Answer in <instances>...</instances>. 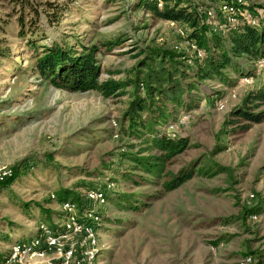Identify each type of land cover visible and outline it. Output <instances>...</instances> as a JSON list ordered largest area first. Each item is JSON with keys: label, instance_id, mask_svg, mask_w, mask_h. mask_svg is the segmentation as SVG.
<instances>
[{"label": "rangeland", "instance_id": "obj_1", "mask_svg": "<svg viewBox=\"0 0 264 264\" xmlns=\"http://www.w3.org/2000/svg\"><path fill=\"white\" fill-rule=\"evenodd\" d=\"M138 1L77 0L59 25L42 19V44L81 51L83 45L123 41L95 57L99 81L128 83L118 90L122 94L104 95L57 88L33 74L30 65L42 50H28L15 37V20L6 16L11 6L0 0L5 31L0 46L10 54L0 64V167L17 171L9 185L0 187V252L11 246L4 236L11 242L28 239L42 222L59 229L67 215L58 200L70 194L75 215L90 208L101 214L89 264H242L249 255L250 264H264V103L255 110L263 111L259 122L230 114L249 90L264 83V65L244 63L249 75L231 74L229 86L206 81V93L193 91L191 109H178L172 128L160 127L162 134L187 141L164 166L165 176H147L144 182L136 178L141 172L127 174L132 171L128 154L160 153L146 135L126 133L123 115L137 91L131 81L141 76L139 63L152 48L180 61L194 55L185 24L152 19ZM193 1L206 10L224 0ZM232 1L247 3L253 16L264 19V0ZM207 22L222 33L218 21ZM138 91L143 93L141 83ZM180 171L187 180L166 191L164 181ZM90 191L103 193L105 201L91 198ZM71 240L75 246L68 263L50 248L29 264H77L80 250L77 239Z\"/></svg>", "mask_w": 264, "mask_h": 264}, {"label": "trees", "instance_id": "obj_2", "mask_svg": "<svg viewBox=\"0 0 264 264\" xmlns=\"http://www.w3.org/2000/svg\"><path fill=\"white\" fill-rule=\"evenodd\" d=\"M4 1L11 6L6 16L15 20L17 27L15 37L23 40L28 50L34 52L42 50L41 55L35 57L30 65L33 74L40 75L57 88L72 92L96 90L108 95L128 85L125 81L112 79L99 81L98 79L101 71L95 57L97 54L110 50L111 46L121 45L123 41L119 37L89 46L83 45L81 51H74L67 44L40 43V40L44 39L42 19H45L48 25H59L64 13L69 12L77 0ZM230 1L232 0H224L222 3H230ZM210 4L212 3L206 7H215ZM138 7L148 13L152 19L185 24L188 29L186 40L195 44L203 52L202 58L197 57L194 51L191 59L180 61L173 59L164 50L152 48L149 53H146L145 59L139 63L141 76H136L131 81L137 91L131 94L123 115L124 122L127 123L126 133L134 137L146 135L150 145L160 152L158 155L151 156L128 154V161L131 163L129 168L132 171L127 174L141 172L142 175L138 174L136 178L146 182L147 176H165L164 166L186 148L187 141L184 138H171L162 134L160 127L172 122L178 109H191L193 91L206 93L205 82L209 80L229 86L232 82L231 74L240 78L246 74L249 75L248 64L264 58V19L253 16L254 9L247 3H241L239 7L247 10L255 21L252 23L250 19L239 15L237 25L232 27L227 25L226 20L215 9V19L219 26L225 27L223 33H217L207 22L206 10L200 9V4L193 0H162L161 6H158L155 0H139ZM3 22L6 23V21ZM0 32L4 34L3 26H0ZM1 40V43L5 41V39ZM9 58L7 47L0 46V64L1 60ZM139 83L143 86L142 94L138 91ZM123 92L118 91L116 94ZM263 103L264 83L249 90L241 105L232 109L230 114L236 120L259 122L263 111L255 110ZM249 123L242 125L241 128H248ZM15 175L17 171L13 170V175L0 182V187L5 188L9 185ZM187 178L180 171L164 181L163 188L166 191L173 190ZM128 179L134 183L140 182L132 177ZM65 192L68 191L65 190ZM69 196L70 194H65L63 198L60 197L59 203ZM123 197L126 195L123 194ZM70 198L74 201L73 196ZM124 200L127 201L126 198ZM129 208H132V205ZM140 208L137 206L134 210L137 211ZM98 214L101 217V214ZM4 238L10 245L12 244L10 237L4 236ZM10 252V248L0 252V263L10 255Z\"/></svg>", "mask_w": 264, "mask_h": 264}, {"label": "built area", "instance_id": "obj_3", "mask_svg": "<svg viewBox=\"0 0 264 264\" xmlns=\"http://www.w3.org/2000/svg\"><path fill=\"white\" fill-rule=\"evenodd\" d=\"M155 1L158 6H161L162 0ZM239 4L241 3L230 1V3H222L214 8L209 7L205 11L206 17L209 21L216 20L214 16L217 10L229 26L235 27L237 25L239 15L250 19L252 23H254V17H252L247 10L241 9ZM170 23L174 24L173 21H170ZM219 29L223 33L225 27L220 25ZM188 44L194 49L197 57H203V52L198 49L195 44L191 42H188ZM263 65L264 58L256 60L255 66L261 68ZM219 106L222 107L221 104ZM113 124L115 125V123ZM171 124L172 122L167 126L172 128ZM12 175L13 171L11 168L5 166L0 167V182ZM89 196L99 200V202L105 201V195L101 192L90 191ZM50 197L53 200L56 199L53 193L50 194ZM59 204L67 215L66 220L61 223L62 225H60V228L54 229L46 223H40L37 227L35 236L12 242L10 246V255L0 264H29L32 258L43 256L45 250L50 248L62 255L64 262L68 263L72 258L75 246V243L71 240L72 237L77 239V247L80 250V259L77 264H89V262H91L90 256L97 250V225L101 222L100 215L91 208L82 211L80 217L75 215V204L71 199L61 201ZM251 217L256 218V215H251ZM252 261V256L249 255L243 259L242 264H250Z\"/></svg>", "mask_w": 264, "mask_h": 264}]
</instances>
